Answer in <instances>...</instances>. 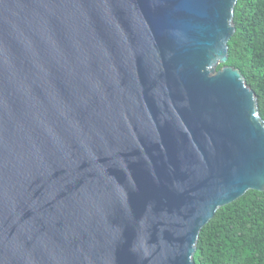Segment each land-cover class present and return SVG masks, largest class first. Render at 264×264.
<instances>
[{"label":"water","instance_id":"1","mask_svg":"<svg viewBox=\"0 0 264 264\" xmlns=\"http://www.w3.org/2000/svg\"><path fill=\"white\" fill-rule=\"evenodd\" d=\"M236 3L0 0V264H195L264 191Z\"/></svg>","mask_w":264,"mask_h":264},{"label":"trees","instance_id":"2","mask_svg":"<svg viewBox=\"0 0 264 264\" xmlns=\"http://www.w3.org/2000/svg\"><path fill=\"white\" fill-rule=\"evenodd\" d=\"M233 21L224 65L240 70L264 120V0H237ZM194 262L264 264V191L250 190L215 213L199 233Z\"/></svg>","mask_w":264,"mask_h":264}]
</instances>
